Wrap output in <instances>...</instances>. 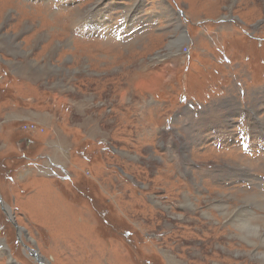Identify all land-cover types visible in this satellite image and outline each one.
Instances as JSON below:
<instances>
[{
  "label": "rangeland",
  "instance_id": "374dc122",
  "mask_svg": "<svg viewBox=\"0 0 264 264\" xmlns=\"http://www.w3.org/2000/svg\"><path fill=\"white\" fill-rule=\"evenodd\" d=\"M74 1L30 4L44 16L46 6L67 13ZM103 1L82 0L81 16ZM122 1L135 9L122 11L120 23L82 26V35H104L96 44L83 40L81 65L113 79L115 103L129 99L128 123L115 109L113 139L129 153L96 144L90 170L98 182L89 197L69 183L0 177L14 218L0 205V264H41L32 245L50 264H264V0H178L185 18L174 0ZM114 2L116 10L124 5ZM133 24L141 28L132 38ZM183 25L189 38L180 35ZM190 52L193 72L184 62ZM159 67L162 77L153 74ZM186 73L189 84L179 89ZM140 78L152 90L133 89ZM218 85L236 99L214 106L208 100ZM152 100L163 108L148 109ZM209 119L221 129L212 142L201 135ZM14 223L29 238L23 231L19 240Z\"/></svg>",
  "mask_w": 264,
  "mask_h": 264
},
{
  "label": "crops",
  "instance_id": "0c3cea01",
  "mask_svg": "<svg viewBox=\"0 0 264 264\" xmlns=\"http://www.w3.org/2000/svg\"><path fill=\"white\" fill-rule=\"evenodd\" d=\"M50 1L0 0V177L8 179L16 176L21 180L35 177L40 180V185L53 181H58L63 186L69 183L68 186L78 188L79 192L89 197L92 187L98 182V176L90 170V167H93L92 162L95 163L97 158L96 144L101 143L104 151L111 149V152L115 151L114 154L129 153L122 141L119 140L121 144H113L115 109L121 114L122 122L125 119L128 123L130 116L129 99H126L125 94L115 103L113 79L98 77L102 70L92 67L83 69L81 65L83 40L88 42L92 39L96 44L102 39L104 32L100 31L101 35L98 37H93V34L88 37L86 34L82 35L81 30L82 26L87 30L106 28L107 24L114 26L118 21L120 23L123 17L121 12L125 10L128 17V10L129 13L134 12L135 5L117 0L124 5L116 10L117 2L104 0L100 6L92 5L84 19L81 16L82 0H75L69 3L72 8L67 13L62 12L60 6L54 7L58 12L46 6L41 10L44 16L34 14L40 8L31 6V2L40 5ZM174 1L173 4L178 6L179 15L184 16L178 0ZM158 20L159 24L160 19ZM153 21L155 20L151 22ZM133 27L129 33L132 38L138 35L141 26L133 24ZM181 31L180 35L185 32L189 38L188 25H183ZM191 55V52L186 55L184 61L185 64L188 62L189 68H185V71L188 68V72H193L192 66L196 63L191 59ZM141 57L143 59V56ZM197 65L202 63L197 62ZM162 71L161 67L155 68L153 74L162 77ZM188 75L183 74L180 82L178 81L179 89L183 83L189 84ZM213 77L218 83V75L213 73ZM126 78L128 79V73ZM150 85L146 86L145 78H140L133 84V89L137 92L152 90ZM158 85L153 82V89L157 93L162 90ZM124 88H129V82L122 90ZM211 89L213 93L208 101L214 106H218L223 98H229L228 103L236 99L227 96L228 91L223 85ZM160 101H150L152 103L148 105V109H153L156 113V110L163 108V102ZM208 111L210 110L207 107L203 110L206 115H210L207 114L210 113ZM142 115H145L144 111ZM161 119V116L158 119L156 115L153 120L154 125L158 124L157 128ZM30 122L44 126L45 131L22 129L21 124ZM208 124L203 128L201 135L205 134L203 137H208L207 142H212L221 129H218L214 119H209ZM152 133L154 136V133L159 134V131ZM13 147H16L15 151ZM101 148L98 149L100 153ZM80 149H83L81 153L84 159L80 155ZM2 166L5 169H2ZM223 169L221 168V172ZM47 191L48 189L44 190L42 196H45ZM66 192L73 194L69 190ZM8 208L11 210L10 205Z\"/></svg>",
  "mask_w": 264,
  "mask_h": 264
},
{
  "label": "water",
  "instance_id": "95a60500",
  "mask_svg": "<svg viewBox=\"0 0 264 264\" xmlns=\"http://www.w3.org/2000/svg\"><path fill=\"white\" fill-rule=\"evenodd\" d=\"M0 205L2 207V210L12 219L13 215L11 214V210L7 207V205L2 201L1 195H0ZM14 226L16 227L17 230V236L19 238V240L21 239V232L23 230L22 227L18 226L16 223H14ZM31 255L41 264H50L45 257L41 256V254H39V250L37 248H32L31 249Z\"/></svg>",
  "mask_w": 264,
  "mask_h": 264
},
{
  "label": "built area",
  "instance_id": "2783aa9c",
  "mask_svg": "<svg viewBox=\"0 0 264 264\" xmlns=\"http://www.w3.org/2000/svg\"><path fill=\"white\" fill-rule=\"evenodd\" d=\"M187 50L189 49L187 48ZM21 127L22 129L27 131H36V130L45 131L44 126H41L36 122L25 123Z\"/></svg>",
  "mask_w": 264,
  "mask_h": 264
},
{
  "label": "flooded vegetation",
  "instance_id": "af4514ba",
  "mask_svg": "<svg viewBox=\"0 0 264 264\" xmlns=\"http://www.w3.org/2000/svg\"><path fill=\"white\" fill-rule=\"evenodd\" d=\"M8 216V215H7ZM10 218V217H9ZM11 219V218H10ZM12 220V219H11ZM23 228V230H22V232H21V237H22V235H23V231H24V234L28 237V235L26 234L27 232H26V229L24 228V227H22ZM29 238V237H28ZM31 248H36V247H33V245L31 246ZM31 255V254H30Z\"/></svg>",
  "mask_w": 264,
  "mask_h": 264
},
{
  "label": "bare ground",
  "instance_id": "6f19581e",
  "mask_svg": "<svg viewBox=\"0 0 264 264\" xmlns=\"http://www.w3.org/2000/svg\"><path fill=\"white\" fill-rule=\"evenodd\" d=\"M26 8V7H25ZM183 39H184V37H183ZM70 42V41H69ZM172 42V41H171ZM175 42H177V41H175ZM179 43V42H178ZM181 43V42H180ZM250 198V197H249ZM222 207V206H221ZM260 218V217H259ZM247 224V223H246ZM250 225V224H249ZM245 227H247V226H245ZM238 228H240V227H238ZM244 228V227H243ZM249 228H250V226H249ZM255 228H256V226H255ZM248 229V228H247ZM251 230V229H250ZM250 233V232H249ZM252 233H253V231H252Z\"/></svg>",
  "mask_w": 264,
  "mask_h": 264
}]
</instances>
